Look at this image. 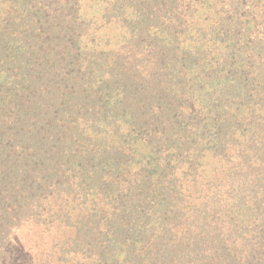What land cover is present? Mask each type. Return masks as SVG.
<instances>
[{
    "label": "trees",
    "instance_id": "trees-1",
    "mask_svg": "<svg viewBox=\"0 0 264 264\" xmlns=\"http://www.w3.org/2000/svg\"><path fill=\"white\" fill-rule=\"evenodd\" d=\"M0 264H264V0H0Z\"/></svg>",
    "mask_w": 264,
    "mask_h": 264
},
{
    "label": "rangeland",
    "instance_id": "rangeland-1",
    "mask_svg": "<svg viewBox=\"0 0 264 264\" xmlns=\"http://www.w3.org/2000/svg\"><path fill=\"white\" fill-rule=\"evenodd\" d=\"M29 238H31V237H29ZM32 239H36V238L33 236Z\"/></svg>",
    "mask_w": 264,
    "mask_h": 264
}]
</instances>
